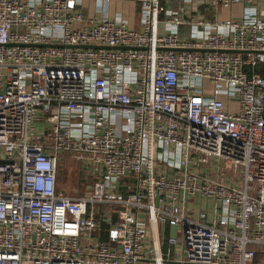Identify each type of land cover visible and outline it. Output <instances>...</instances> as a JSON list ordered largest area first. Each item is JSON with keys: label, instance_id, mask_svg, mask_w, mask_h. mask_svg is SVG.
I'll use <instances>...</instances> for the list:
<instances>
[{"label": "built area", "instance_id": "1", "mask_svg": "<svg viewBox=\"0 0 264 264\" xmlns=\"http://www.w3.org/2000/svg\"><path fill=\"white\" fill-rule=\"evenodd\" d=\"M114 1L140 3L138 29L84 0H0V264H258L264 0H94ZM66 154L88 195L59 190Z\"/></svg>", "mask_w": 264, "mask_h": 264}, {"label": "crops", "instance_id": "2", "mask_svg": "<svg viewBox=\"0 0 264 264\" xmlns=\"http://www.w3.org/2000/svg\"><path fill=\"white\" fill-rule=\"evenodd\" d=\"M95 4L96 2H94V0H84L83 11H85L86 15H92L95 13L96 11ZM260 6L264 7V3H261ZM176 8H177L176 3H172L171 5H168L167 12L170 14L175 13ZM109 12L111 16H114L115 14H120L122 18L128 22L130 27L138 29L140 25V17H141L140 3L114 1V2H111L109 5ZM242 13H243L242 4L232 5L228 8L221 7L219 8V10H215L210 5L208 6L206 4L200 3V6H197V7L195 6V9L193 11V15L199 16L202 18H208L210 20H216V19L225 20L229 18H236V17H240ZM84 180L86 181L87 179H84ZM91 184H92V180H91ZM91 184L89 185V188L91 187ZM104 211L106 210H102V218H104ZM98 217L100 218V216ZM107 228L108 227L104 226L103 224L102 231H101V238L104 240H108ZM165 234H166V237L171 236V228L169 226H166ZM143 264H152V263L147 260V261H144ZM167 264H172V263L168 262Z\"/></svg>", "mask_w": 264, "mask_h": 264}, {"label": "rangeland", "instance_id": "3", "mask_svg": "<svg viewBox=\"0 0 264 264\" xmlns=\"http://www.w3.org/2000/svg\"><path fill=\"white\" fill-rule=\"evenodd\" d=\"M96 10H100V8H109V5H102V4H95ZM85 13V11H84ZM86 14V13H85ZM202 28V27H201ZM20 31L24 32L25 27L21 26ZM180 35L184 37H190L191 31L189 24L185 23L182 24L179 28ZM43 121V120H42ZM45 121L43 122H37L39 127H45ZM59 190L62 191L64 194L69 196H85L90 193L89 185L91 184V179H87L84 183L82 181V171L80 169L79 161L70 154L61 155L60 156V163H59ZM233 171H231V174L233 175ZM200 201L196 200L193 205L197 207L198 209L201 207ZM203 207L211 209L209 205L205 202L203 203ZM103 210H106V207H103ZM104 226L108 227V222L104 223ZM259 257L258 264H264V255L261 253Z\"/></svg>", "mask_w": 264, "mask_h": 264}, {"label": "water", "instance_id": "4", "mask_svg": "<svg viewBox=\"0 0 264 264\" xmlns=\"http://www.w3.org/2000/svg\"><path fill=\"white\" fill-rule=\"evenodd\" d=\"M230 52H240L239 50H229ZM1 163H5L6 161L2 160L0 161ZM176 230L177 226H171V236L175 237L176 236Z\"/></svg>", "mask_w": 264, "mask_h": 264}, {"label": "trees", "instance_id": "5", "mask_svg": "<svg viewBox=\"0 0 264 264\" xmlns=\"http://www.w3.org/2000/svg\"><path fill=\"white\" fill-rule=\"evenodd\" d=\"M59 173V172H58ZM58 177H59V174H58ZM117 216H114V218H116ZM104 237V236H103Z\"/></svg>", "mask_w": 264, "mask_h": 264}, {"label": "flooded vegetation", "instance_id": "6", "mask_svg": "<svg viewBox=\"0 0 264 264\" xmlns=\"http://www.w3.org/2000/svg\"><path fill=\"white\" fill-rule=\"evenodd\" d=\"M82 181H83V182H85V180H84V179H82Z\"/></svg>", "mask_w": 264, "mask_h": 264}]
</instances>
